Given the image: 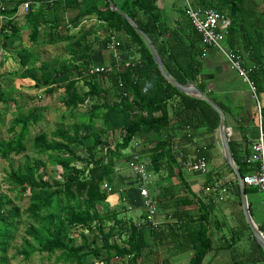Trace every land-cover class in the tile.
<instances>
[{
    "label": "trees",
    "instance_id": "1",
    "mask_svg": "<svg viewBox=\"0 0 264 264\" xmlns=\"http://www.w3.org/2000/svg\"><path fill=\"white\" fill-rule=\"evenodd\" d=\"M33 1L40 2L36 11L31 7ZM101 1L100 5L97 0L93 7L80 11L71 21L72 25L76 24L74 28L87 19H94L97 25L87 29L82 26L73 34L66 24V14L79 9L78 0H21L15 7L28 3L25 21L30 28L32 45L42 48L64 43L69 59L36 65L31 55L34 49L25 47L17 51L20 69L11 77L29 80L35 89L44 90L48 95L57 88L63 89L64 110L76 121L49 133L39 132L32 140L35 152L48 155L51 164L60 167L61 181H46L38 173L40 162L27 160L15 168L10 165L6 182L20 195L26 194L29 203L21 210L7 197L0 196V264L9 263L8 250L24 218L30 225L24 229L26 238L22 246L15 248L13 254V257L21 256L24 262L39 254L49 260L55 257L54 264H115L114 261L139 264L144 254L159 251L160 247L161 264H174L172 258L184 253L190 254L188 264H205L212 251L239 247L240 253L233 264H264V251L242 214V223L228 228L227 234L224 232L225 223L219 218L217 203L223 199L220 192L226 183L216 187L215 181L219 179L214 180L206 171L202 191L207 189L211 193L200 199L184 180L183 171H188L184 164L200 158L206 160V156L199 149L195 157L186 159L183 149L177 150L174 144H193L198 135H213L218 131V114L206 102L183 94L168 83L144 39L123 17L111 11L107 0ZM190 2L196 7L214 9L230 19L226 45L241 56L244 65L257 67L251 78L257 93L264 92V0ZM185 8L184 4L177 10L176 19L170 21L157 0H123L119 5L151 39L167 73L180 84H193L226 116L228 106L212 96L214 89L209 87L212 80L202 77L206 73L203 54L207 48L192 27ZM11 12L0 7V15L7 16ZM8 24L0 29V50L5 52L15 48L14 41L19 37L16 29L9 30ZM98 32L108 34L102 37ZM112 36L118 42L114 51L118 58L112 53L109 60L114 70L90 75L95 47L100 43L106 47ZM79 82L85 90L78 88ZM4 103L6 93L0 85V104ZM84 105L86 111L80 112ZM40 114L36 109L27 114L15 111L7 130L13 137L7 141L0 139L2 158L8 160L10 153L25 152L30 125L42 120ZM261 117L264 127V111ZM2 120L0 116V124ZM96 123L100 124L98 129ZM100 132L108 133L109 138L102 139ZM115 132L119 135L114 141ZM135 142L139 144L138 154L150 176L146 183L129 166L136 149L133 147L132 155L123 156V151ZM229 146L242 178L256 172V165L249 162L252 147L241 151L231 137ZM123 158L125 162L121 163ZM123 166L131 170L138 194L144 185L149 196L157 200V213L153 217L156 224L147 216L143 199L136 204L131 200L130 191H119L117 167ZM172 178L177 180L176 186ZM105 183L108 189L104 188ZM233 183L235 201L240 205L234 174ZM244 187L246 196L258 191ZM182 190L188 196L180 197ZM114 194H120V204L125 211L101 213L98 205L107 206V198ZM125 204L130 209L126 210ZM248 207L252 215L249 201ZM133 208H141L140 214L126 216L125 212ZM258 229L264 235V229ZM84 232L92 234L90 241ZM76 234L81 238L80 244L74 243ZM103 252L105 257H102Z\"/></svg>",
    "mask_w": 264,
    "mask_h": 264
},
{
    "label": "crops",
    "instance_id": "2",
    "mask_svg": "<svg viewBox=\"0 0 264 264\" xmlns=\"http://www.w3.org/2000/svg\"><path fill=\"white\" fill-rule=\"evenodd\" d=\"M19 1L21 0H0V7L5 8L8 12L10 10L12 11L11 14L7 16L0 15V29L3 25L9 23V30L12 31L13 29H16L17 35L19 34L18 38H16L15 36L16 39L14 43L16 45L13 46L15 48H13L11 52H6L5 54L7 56H16L18 58V62L19 56L17 54V51L22 50L26 46H29L31 44L29 41L30 28L25 21L26 12L24 11L22 4H19V6L15 8L18 5ZM29 1L32 2V0ZM122 1L123 0H112V2L118 8ZM182 1L185 4V0ZM34 2L35 1H33L31 7L33 10L36 11L40 7V2ZM78 2L80 3L79 9L69 10L66 14V24H68L70 34L71 30L75 32L82 26L87 29L91 26L97 25L94 19H87L81 21L80 24H78L77 27L74 28V25L76 24H71L73 18L80 11H84L93 7L97 0H78ZM99 2V5L102 4L101 0H99ZM178 4V0H157V5L159 6V8L166 9L168 11L166 17L170 21H174L177 17V10L181 8ZM62 28L66 29V27ZM107 34L98 32V35L102 37ZM30 46H32V48L34 49L32 54H36L34 45L31 44ZM106 47L103 46V43H100L97 45V47H95V50L92 53V60L94 61L96 59L97 63H94V65H101L105 63L107 64V62L109 63L112 52ZM41 49L42 48H40V50ZM209 50L210 49L206 50V73L202 77L212 80L209 86L210 88L212 87L214 89L212 96H214L218 100H221V102L228 106V112L226 114V123L227 127L230 129L229 138L231 137L236 144L240 145L241 151H244L245 149H248L247 146H249V148L252 147L259 134V117L255 109L254 100L252 99L251 93L249 92L247 86L239 79L235 71L225 59L224 60L226 61V63L219 62L218 58L215 56L208 59ZM104 53L107 54L106 59H104ZM258 96L263 112L264 92L259 93ZM261 126L264 130L262 120ZM245 141L246 145L244 144ZM174 147L178 148L177 150L183 149V152L187 155L186 159L195 157L196 152L199 149H202V152H204L207 160V173L210 175L212 174L214 180L219 179V181H215L217 185L221 183L223 184V182H225L227 185L225 187L226 191L222 194L223 199L217 203V211L219 218L225 223L223 225L225 227V234H227L226 232L228 231V228L236 227L237 225L241 224L242 222L240 223V219L238 217V214H242L241 208L240 205L237 204V202L235 201L236 186H234L233 183V174L230 173L227 164L223 158L218 132H215L213 135L209 136L198 135L194 138L193 144H174ZM198 175L199 174L194 172L183 171L184 180L187 182V186H189V188L194 194L198 195L199 198L202 199L208 195V193L202 191L203 185L205 184L207 179V174L203 175V179L201 180L197 179ZM171 181L174 186L178 184L175 178H172ZM133 186L134 188L136 187L135 184ZM120 188L125 189V187H121V185ZM131 190H133L129 192V194L132 196L131 200L134 201V203L136 204L139 203V201H142V198L137 192V187ZM181 192L182 194L180 195V197L188 196L183 190ZM261 194L262 198H260ZM115 195L117 194H114L112 196ZM246 198L247 202L249 201L251 203V217L254 223L257 225V227H262L264 229V209L262 207V201L264 199L263 193L260 191L252 192L251 195L246 196ZM257 207L259 208V211L257 210ZM253 210H255L254 214ZM228 213L232 215V225L229 222L230 214ZM254 215H256V218H254ZM236 250L238 251L237 247H234L229 251L218 248L212 251L207 256L205 264H233L234 258H238L239 255V251L237 253ZM162 254L163 252L160 250V247L159 251L153 253L147 252L141 257L139 264H161ZM186 255L188 256V258L185 263L183 262V264H188V260L190 257L189 253H184L173 257L172 261L174 263L178 262L180 264V262L182 261V259L185 258Z\"/></svg>",
    "mask_w": 264,
    "mask_h": 264
},
{
    "label": "rangeland",
    "instance_id": "3",
    "mask_svg": "<svg viewBox=\"0 0 264 264\" xmlns=\"http://www.w3.org/2000/svg\"><path fill=\"white\" fill-rule=\"evenodd\" d=\"M178 2H179L178 5H180V7L182 8L184 6V2L182 0H178ZM24 4H22V7H24ZM164 12L167 14L168 11L164 9ZM73 33L74 31L71 30V34ZM35 47L36 46H34V48ZM35 49H36L35 50L36 54L34 55L32 54L33 57L32 59L34 58L36 59V65H39L40 62L43 61L52 62L54 59H59L60 61H63V59H67V60L69 59V51L67 46L64 44H60L56 46L45 45L42 47L41 50L40 48L37 47ZM5 53H6L5 51L2 52L0 50V85L3 91H5L6 93V103L0 104V116L3 119L2 124H0V139L3 141H7L8 139H11L13 137V135L9 134L7 130L10 127L12 119L14 118L15 111L19 110L22 114H27L28 112H31L36 109L38 112L41 113L40 115L42 117V120L39 123L30 125L29 133L25 140L26 150L24 153L20 155H16L15 153H10L8 156V160L0 156V196L7 197L9 200H11L13 205L18 206L21 210H23L28 206L29 203L28 196H26V194L20 195L18 190L13 189L6 182V175L7 172L9 171L10 165H12L15 168L16 166L22 164L24 161L27 160L30 161L31 163L40 162L42 163V165L40 166L38 173L46 181L50 183L53 182V180L61 181L63 175L60 167L56 165H52L51 164L52 160L48 155L39 154L35 152L32 149V140L34 135H36L39 132L49 133L58 127L61 126L67 127L68 125H70V123L75 122L76 118L70 117L67 114V112H65L64 110L63 104L61 102L63 89L57 88L52 95H48L44 92V90L35 89L29 80L23 81L20 79H16V80L13 79L11 77V74L20 69V64L18 63V58L16 56H12V55L7 56ZM214 56L218 58L219 62L226 63L224 57L221 54H219L215 49H210L208 59ZM106 57L107 54L104 53V59H106ZM93 63H97L96 59L93 61ZM100 83H102V81H100ZM100 85L102 86L103 83ZM77 86L81 91L85 90V87H83L82 82H79ZM79 111L85 112L86 106L84 105L83 107H80ZM99 125H100L99 123H96L95 128L98 129ZM101 138L108 139L109 138L108 133H101ZM113 139L115 141L116 138ZM139 144L141 145L140 142ZM133 151H134L133 145L130 144L129 147L123 151V156H130L132 155ZM98 154L100 155L101 153ZM120 161L121 163H124L125 158L120 159ZM117 173L118 174L116 180L117 183L119 184V191H126L128 193L134 187L133 183H135V178L133 177L131 170L125 166L121 168L117 167ZM197 179L200 180L203 179V175L199 174L197 176ZM105 184H103V186ZM120 185L121 187H125V189L123 188L121 189ZM119 195L117 194L115 196H109L106 200L107 206L101 204L98 205L99 211L101 213H106L107 211H112V210H119L124 212L125 210H123V208L121 207L120 199L118 200ZM260 198H262V194L260 195ZM125 205L126 206L124 208L126 210L130 209L127 207V204ZM257 210L259 211L258 207ZM140 211L141 209L139 208H133V210L126 211L125 215L137 217L140 214ZM254 212L255 210H253V214ZM231 216L232 215L230 214L229 222L232 225L233 222L231 220ZM238 217L241 223L242 222L241 214H238ZM254 218H256V215H254ZM25 219L26 218L22 219L23 222L18 226V230L14 237V240L11 242V248L8 250V254H7L9 257L8 264H54L55 257L49 260L45 255L34 254L26 262H24L21 256L13 257V254L16 251L15 248H20L23 244V240L26 238L24 235V229L30 225V222L26 221ZM158 220L159 221L162 220L161 215L160 216L158 215ZM106 230L107 228L105 229V231ZM84 233L85 235L88 236V241H90L92 238V234L90 233L87 234V232ZM73 239L75 244L81 243V238L79 237V234H76L73 237ZM237 249L239 251L240 248L238 247ZM105 256L106 254L105 252H103L102 257ZM187 258L188 256L186 255L185 258L182 259L180 264H183V262L185 263L187 261ZM114 263L116 264V261H114ZM174 264H179V263L176 262Z\"/></svg>",
    "mask_w": 264,
    "mask_h": 264
},
{
    "label": "built area",
    "instance_id": "4",
    "mask_svg": "<svg viewBox=\"0 0 264 264\" xmlns=\"http://www.w3.org/2000/svg\"><path fill=\"white\" fill-rule=\"evenodd\" d=\"M186 4V15L191 21L192 27L195 29L200 37L202 44L207 49H215L219 54H221L224 59L230 64L232 69L235 71L239 79L248 87L251 97L255 103V109L259 117V134L252 146L251 155L249 157V162L256 165V172L246 175L242 178L244 186L256 188L258 191L262 192L264 195V130L261 126V111L262 106L258 97V93L255 84L251 78L252 73L257 69L255 65L246 66L243 64L241 56H239L233 49L226 45V37L228 35V30L231 25L230 19L214 10L208 8H201L193 6L189 0H185ZM24 11L28 10V3L24 4ZM118 42L112 36L109 43L107 44V49L110 50L116 58L117 54L114 52ZM203 56H206V50ZM114 70V67L110 64L94 65L89 70L90 75H98L109 73ZM119 133L115 132L112 137H118ZM133 147L136 149L132 155L131 162L129 166L133 172L139 175L141 181L146 183L149 179V174L146 172V166L141 160L139 152V144L135 142ZM184 168L188 171L197 172L199 174H205L207 171V162L204 158L197 159L196 162H186ZM216 187H219L216 185ZM107 188V185H104ZM205 193H211V190H204ZM225 192L222 189L220 196ZM139 194L143 199V205L147 210V216L153 224L155 223L154 216L157 213V200L149 196L147 188L142 185L139 188ZM223 197V196H222ZM262 207L264 209V199L262 201Z\"/></svg>",
    "mask_w": 264,
    "mask_h": 264
},
{
    "label": "water",
    "instance_id": "5",
    "mask_svg": "<svg viewBox=\"0 0 264 264\" xmlns=\"http://www.w3.org/2000/svg\"><path fill=\"white\" fill-rule=\"evenodd\" d=\"M109 3V8L111 11L118 13L121 17H123L133 28L134 30L144 39L146 45L148 46L153 61L158 67V70L160 71L161 75L170 83L175 89H177L179 92L193 96L195 98H198L204 102H206L219 116V126H218V136L220 141V146L222 149V155L226 162V164L230 167L232 170L236 181L238 183V189H239V198H240V208L243 215V219L247 227L250 229V232L252 236L254 237L255 241L258 243V245L262 248L264 251V235L261 231H259L257 225L254 223L248 207V202L246 198V194L244 191V184L242 181V177L240 175V172L238 171L229 146V136H230V129L226 125V116L224 112L211 100H209L204 94H202L197 87H195L193 84H180L176 80H174L165 70L163 67V63L161 60V57L152 43L151 39L138 27V25L124 12H122L111 0H107Z\"/></svg>",
    "mask_w": 264,
    "mask_h": 264
}]
</instances>
